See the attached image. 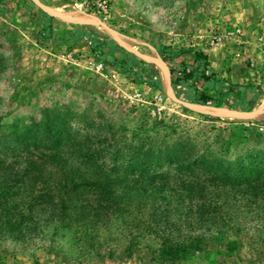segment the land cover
I'll return each mask as SVG.
<instances>
[{
  "label": "rangeland",
  "instance_id": "rangeland-1",
  "mask_svg": "<svg viewBox=\"0 0 264 264\" xmlns=\"http://www.w3.org/2000/svg\"><path fill=\"white\" fill-rule=\"evenodd\" d=\"M87 34L154 65L162 88L108 68L86 44ZM160 47L168 48L167 62ZM195 52L206 55L222 83L215 105L179 100L170 86V67L195 69ZM114 53L121 58L120 49ZM179 90L202 91V81ZM260 104L264 0H0V135L19 133L31 151L43 153L39 142L49 141L64 151L67 143L83 145V153L110 145L99 157L111 166L116 156L133 160L138 149L172 154L185 147L193 158L209 153L218 164L226 160L231 173L243 164L236 176L253 177L254 169L264 172ZM64 132L72 137L66 144ZM109 167L101 172L113 174ZM248 203L236 191L220 209L231 229L206 234L174 212L168 222H155L151 235L143 231L146 210L139 220L134 209L137 220L126 229L111 222L84 231L78 214L61 228L41 216V231L0 236V264H264V197Z\"/></svg>",
  "mask_w": 264,
  "mask_h": 264
},
{
  "label": "trees",
  "instance_id": "trees-1",
  "mask_svg": "<svg viewBox=\"0 0 264 264\" xmlns=\"http://www.w3.org/2000/svg\"><path fill=\"white\" fill-rule=\"evenodd\" d=\"M89 35L86 36V44L108 68L130 74L141 84L162 88L154 65L137 59L118 46L107 45L104 37L95 35L91 38ZM114 49H120L121 58L114 55ZM167 49L160 47L157 50L165 62L168 61ZM194 62L195 69H190L185 63L170 67V85L175 95L179 100L190 103L217 104L222 83L209 71L206 55L195 52ZM199 80L202 81V91L194 90ZM183 86L192 88L194 92L181 95L179 87ZM227 90L232 92L231 87ZM210 91L213 94H209ZM37 130V127L33 128L34 132ZM61 136L67 139L64 144L72 139L67 132ZM45 139L50 140V136ZM18 140L21 146H14V149L8 146L15 145ZM39 143L45 148L43 153L31 151L29 144L17 132L0 135V236L5 234L19 239L34 234L38 229L41 231V216L51 223H59L61 228L78 214L77 223L84 231L85 227L99 228V224L111 222L120 223L126 229L137 220V215L141 216V210L151 212L150 215L146 212L143 218L146 226L143 231L148 235L154 231L155 222H168L173 212L186 223L188 220L194 223L195 228L199 226L198 229L205 234L210 230L229 231L231 220L220 209L222 205L225 208L230 205L236 191L247 206L249 199L256 202L264 197L263 171L254 169L256 175L253 177L236 176L243 164L235 167L236 171L232 169L231 173L229 165L234 166L226 160H218V164L209 153L193 158V152L185 147L172 154L163 150H155L154 154L152 147L147 150L148 154L147 151L140 153L138 149L133 160L124 161L116 156L120 162L115 160L110 166L106 160H101L103 157H99L103 151L110 153V145L102 146L104 150L98 152L90 153L87 149V153H83V145L76 148L67 143L70 150L64 151L51 141L49 144ZM38 147L35 146L36 149ZM73 150L79 154L77 161H72ZM119 152L117 149L116 153ZM9 154L12 157L10 161L7 160ZM164 163L173 171L153 170L154 164ZM107 166L115 172H101ZM134 209L136 216H132ZM88 243L94 245L95 241L90 238Z\"/></svg>",
  "mask_w": 264,
  "mask_h": 264
},
{
  "label": "crops",
  "instance_id": "crops-1",
  "mask_svg": "<svg viewBox=\"0 0 264 264\" xmlns=\"http://www.w3.org/2000/svg\"><path fill=\"white\" fill-rule=\"evenodd\" d=\"M259 107H261V108H259ZM259 107H258V108H259V110H258V111H259V113H260L261 111H263V110H264V108H263V107H264V105L260 104V105H259ZM258 108H257V109H258ZM256 111H257V110H256ZM256 111H255V112L252 114L253 116H256V113H257V115H258V112H256ZM263 112H264V111H263ZM262 117H264V114H263V116H262Z\"/></svg>",
  "mask_w": 264,
  "mask_h": 264
},
{
  "label": "built area",
  "instance_id": "built-area-1",
  "mask_svg": "<svg viewBox=\"0 0 264 264\" xmlns=\"http://www.w3.org/2000/svg\"><path fill=\"white\" fill-rule=\"evenodd\" d=\"M103 4H105V2L103 1Z\"/></svg>",
  "mask_w": 264,
  "mask_h": 264
},
{
  "label": "water",
  "instance_id": "water-1",
  "mask_svg": "<svg viewBox=\"0 0 264 264\" xmlns=\"http://www.w3.org/2000/svg\"><path fill=\"white\" fill-rule=\"evenodd\" d=\"M170 81V80H169ZM171 86V85H170Z\"/></svg>",
  "mask_w": 264,
  "mask_h": 264
}]
</instances>
